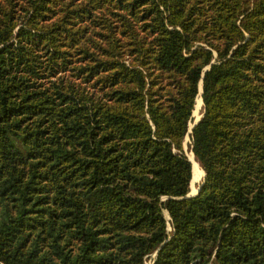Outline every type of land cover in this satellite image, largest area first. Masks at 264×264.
Listing matches in <instances>:
<instances>
[{
    "label": "trees",
    "instance_id": "trees-1",
    "mask_svg": "<svg viewBox=\"0 0 264 264\" xmlns=\"http://www.w3.org/2000/svg\"><path fill=\"white\" fill-rule=\"evenodd\" d=\"M147 262L264 264V0H0V264Z\"/></svg>",
    "mask_w": 264,
    "mask_h": 264
},
{
    "label": "rangeland",
    "instance_id": "rangeland-1",
    "mask_svg": "<svg viewBox=\"0 0 264 264\" xmlns=\"http://www.w3.org/2000/svg\"><path fill=\"white\" fill-rule=\"evenodd\" d=\"M202 111H203V101H202V105L200 107L197 108V105H196V108L194 110V118H193V121L191 123H193L195 120H197L200 117V115L202 114ZM185 139H186L185 143H184L185 149L189 153V150H190L189 149L190 148L189 143L191 142L190 136L187 135ZM198 166H199V168L203 169L199 165V163H198ZM203 176H204V173L201 174V172H199V171H197L196 174H193V180H192L193 183H192V186H191V191L192 192H196L198 187L202 184V182L204 180ZM147 264H150V262H147Z\"/></svg>",
    "mask_w": 264,
    "mask_h": 264
},
{
    "label": "water",
    "instance_id": "water-1",
    "mask_svg": "<svg viewBox=\"0 0 264 264\" xmlns=\"http://www.w3.org/2000/svg\"><path fill=\"white\" fill-rule=\"evenodd\" d=\"M199 89H200V93H199V95H201V98H202V93H203V83H202V81H201V83H200V87H199ZM203 99V98H202ZM202 115H203V113L200 115V117H199V119H197V120H195L193 123H191V125H190V129H189V133H191L192 131H193V129H194V127L198 124V122L200 121V119H201V117H202ZM189 133L187 134L188 136H190L189 135ZM192 151V150H191ZM186 153H187V155L189 156V153L186 151ZM192 153L194 154V152L192 151ZM194 156H195V154H194ZM190 158V157H189ZM196 158V157H195ZM191 160V159H190ZM192 161V160H191ZM204 178H205V174H204V176H203ZM204 181V180H203ZM191 183H192V181H191ZM192 186V185H191ZM201 187H202V184L198 187V190H197V192L196 193H193L192 191H190V193L186 196V197H193V196H196V195H198L199 193H200V191H201ZM157 254V252L154 254V255H156Z\"/></svg>",
    "mask_w": 264,
    "mask_h": 264
},
{
    "label": "bare ground",
    "instance_id": "bare-ground-1",
    "mask_svg": "<svg viewBox=\"0 0 264 264\" xmlns=\"http://www.w3.org/2000/svg\"><path fill=\"white\" fill-rule=\"evenodd\" d=\"M202 101L203 99L202 98H199L198 101H197V108L200 107L202 105ZM194 116V115H193ZM199 119V118H198ZM189 157L190 159L192 160V163H193V174H196L197 171L201 172V174H205V171H202L203 169L199 168L198 166V162L197 160L195 159V156L194 154L192 153L191 150H189ZM193 180V178H192ZM193 183V182H192ZM198 190V189H197ZM197 192V191H196ZM196 192H193V193H196Z\"/></svg>",
    "mask_w": 264,
    "mask_h": 264
}]
</instances>
